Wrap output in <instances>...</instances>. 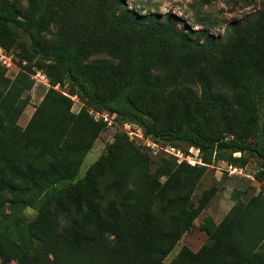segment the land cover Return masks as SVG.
<instances>
[{
	"label": "trees",
	"instance_id": "trees-1",
	"mask_svg": "<svg viewBox=\"0 0 264 264\" xmlns=\"http://www.w3.org/2000/svg\"><path fill=\"white\" fill-rule=\"evenodd\" d=\"M25 3L20 12L10 0H0V44L8 49L12 32L26 34L27 52L51 84L19 130L16 120L29 103L31 83L25 75L10 81L0 72V264H165L213 196L212 189L205 191L196 206L190 197L207 166L217 160L235 165L240 158L233 153H249L261 161L256 179H264V65L249 28L235 32L213 67L236 91L227 100L213 94L207 72L195 70L204 57L195 56L198 42L169 17L144 23L119 0ZM260 20L264 41V14ZM58 21V42L44 44L41 35ZM95 53L119 62L112 82L86 67ZM171 63L192 71L198 87L194 102L178 101L176 119L160 108L166 84L149 78L151 70ZM69 95L85 105L78 115L70 111ZM88 109L134 124L153 141L193 147L202 165H177L169 156L154 166L132 144H113L98 172L78 178L105 129ZM26 208L36 212L30 221L21 215ZM207 234V245L196 253L182 248L170 264H264V198L237 199Z\"/></svg>",
	"mask_w": 264,
	"mask_h": 264
},
{
	"label": "rangeland",
	"instance_id": "rangeland-1",
	"mask_svg": "<svg viewBox=\"0 0 264 264\" xmlns=\"http://www.w3.org/2000/svg\"><path fill=\"white\" fill-rule=\"evenodd\" d=\"M10 1L15 4L20 12L25 10V0ZM119 1L122 2L124 10L136 15L144 23L151 20L162 21L165 17H169L176 23L178 29L187 34L188 38L195 39L198 42L194 49L195 56L204 53V57L195 66V70L202 69L209 74L212 92L217 97L230 100L236 93L235 90L216 77L213 70L219 52L234 39L236 31L245 28L252 31L255 38L254 50L264 65V41L260 34V18L264 14V0ZM60 26V21L51 25L41 35L42 42L46 45L57 43V31ZM11 36L12 42L8 49L0 44L4 54L10 58V65L8 66H4L0 62V72L4 78L10 81L18 75H25L31 83L30 90L25 93L29 96V103L16 120L17 129L23 130L49 88L51 80L45 68L29 56L27 35L22 32H12ZM85 65L97 76H101L106 83L112 82L114 80L113 73L120 70L119 62L106 54H92L86 60ZM149 78L158 82L163 81L166 84L162 92L160 108L163 111H168L171 119L178 118L181 113L177 104L180 99L191 104L197 98L198 87L192 71L180 65L175 63L161 64L151 70ZM100 83L102 84V80ZM57 88V90L67 94L65 85H58ZM69 97L73 98V100L70 99V111L73 115H78L81 109L85 108V105L79 98L70 95ZM199 127L205 134H210V127L201 123H199ZM154 142L159 146L163 145L162 141ZM126 143L148 153L154 162V166L170 158L161 152L156 156L152 155L144 142L133 136L132 138L128 137L121 123L116 120V125L111 128L105 126L104 131L94 141L78 170V178L83 177L88 170L94 172L100 170L101 158L107 154L109 146L115 144L121 147ZM177 146L183 152L188 153L189 147L185 144H177ZM228 153L225 152L224 156L226 157ZM232 157L240 158V161L235 165H230L226 160L214 161L212 165L207 166L203 176L192 188L190 197L195 206L205 191L212 189L213 196L164 258L165 264L173 262L182 248L191 253H196L207 245L210 242L207 230L217 226L222 221L237 199L244 201L255 196L264 198V179L261 181L256 179V176L261 172L260 159L249 153H233ZM175 163L178 165L182 162L175 161ZM189 166L197 167L200 165ZM165 180L166 177H162L160 182L163 183ZM3 210L4 205H1L0 213ZM21 215L30 221L35 217L36 212L31 208H26ZM8 264L15 263L10 262Z\"/></svg>",
	"mask_w": 264,
	"mask_h": 264
},
{
	"label": "built area",
	"instance_id": "built-area-1",
	"mask_svg": "<svg viewBox=\"0 0 264 264\" xmlns=\"http://www.w3.org/2000/svg\"><path fill=\"white\" fill-rule=\"evenodd\" d=\"M0 62L4 66L10 65V58L0 48ZM39 75V74H37ZM57 90V86L55 87ZM71 100H73L72 97H69ZM88 114L92 117L94 121H100L105 124L106 127L111 128L113 125H116L115 116L111 115L107 111H95L93 109H88ZM121 126L125 132V134L132 138L135 137L146 145V147L150 150V153L154 156H156L158 153H163L166 156H171L176 159L177 162H186L189 165H202L200 159H199V151L193 147H189L188 153L183 152L180 148L169 145V144H163L162 146H159L157 143H155L151 138L146 137L141 128L131 124V123H121ZM238 154V153H237Z\"/></svg>",
	"mask_w": 264,
	"mask_h": 264
}]
</instances>
